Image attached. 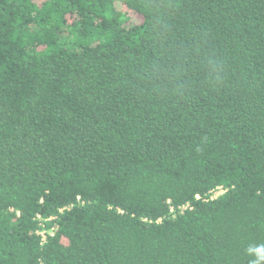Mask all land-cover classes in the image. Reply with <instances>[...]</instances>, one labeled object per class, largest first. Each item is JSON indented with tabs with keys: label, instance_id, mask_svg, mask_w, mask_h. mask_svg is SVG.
Instances as JSON below:
<instances>
[{
	"label": "trees",
	"instance_id": "1",
	"mask_svg": "<svg viewBox=\"0 0 264 264\" xmlns=\"http://www.w3.org/2000/svg\"><path fill=\"white\" fill-rule=\"evenodd\" d=\"M0 264H264V0H0Z\"/></svg>",
	"mask_w": 264,
	"mask_h": 264
},
{
	"label": "built area",
	"instance_id": "2",
	"mask_svg": "<svg viewBox=\"0 0 264 264\" xmlns=\"http://www.w3.org/2000/svg\"><path fill=\"white\" fill-rule=\"evenodd\" d=\"M222 191H223V189L220 187L218 190H216V191L214 192L212 198H214V197L218 196L219 194H221ZM62 210H63V209H61V211H62ZM40 235H42V237H43V243H44V240L46 239V237H45V235H44V232L41 231V232H40Z\"/></svg>",
	"mask_w": 264,
	"mask_h": 264
}]
</instances>
